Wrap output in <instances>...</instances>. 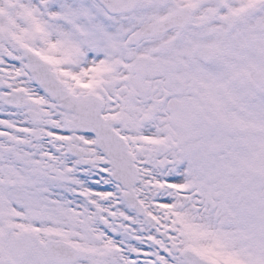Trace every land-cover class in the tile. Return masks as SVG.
<instances>
[{"label":"snow or ice","instance_id":"1","mask_svg":"<svg viewBox=\"0 0 264 264\" xmlns=\"http://www.w3.org/2000/svg\"><path fill=\"white\" fill-rule=\"evenodd\" d=\"M0 264H264V0H0Z\"/></svg>","mask_w":264,"mask_h":264}]
</instances>
